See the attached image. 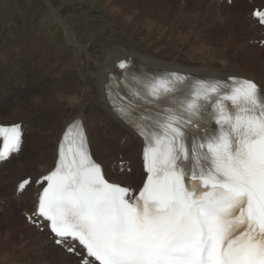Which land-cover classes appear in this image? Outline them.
Returning <instances> with one entry per match:
<instances>
[{
    "label": "snow or ice",
    "instance_id": "obj_1",
    "mask_svg": "<svg viewBox=\"0 0 264 264\" xmlns=\"http://www.w3.org/2000/svg\"><path fill=\"white\" fill-rule=\"evenodd\" d=\"M254 14L264 24V11ZM132 63L116 65L129 99L113 100L114 73L106 90L144 140L140 185L107 178L77 118L36 180L28 219L67 251L78 245L79 264H264V88L236 76H142ZM0 140L4 161L21 149L20 125H0Z\"/></svg>",
    "mask_w": 264,
    "mask_h": 264
},
{
    "label": "rangeland",
    "instance_id": "obj_2",
    "mask_svg": "<svg viewBox=\"0 0 264 264\" xmlns=\"http://www.w3.org/2000/svg\"><path fill=\"white\" fill-rule=\"evenodd\" d=\"M51 2L80 45L86 46L89 43L88 45L99 48L103 42H116L143 52L158 50L165 53L169 51L173 55L185 53L182 55L185 58L202 57L205 61L203 63L217 69L264 76V62L257 50L258 47H264V42H261L264 39V29L260 32L250 24H256L257 21L251 10L264 6V0ZM48 12L49 8L44 0H0V101L24 105L25 114L34 115L35 121L40 124L39 129L34 132L29 129L30 138L23 154L13 159L10 169H2L4 178L0 182L4 184L0 185V264H79V257L65 248L59 255H54L45 243V239L50 236L35 228L36 225L28 219L23 206L11 210L10 205L15 202L2 194V191L7 194L13 191V184L10 183H16L27 174L37 172L34 168H28L27 172L13 174L14 177L11 173L18 161L33 156L32 150L38 143L49 139L51 132L57 130L56 125L69 116L76 106L75 101L82 94L80 80L87 71L84 60L68 51L63 26L47 21L45 15ZM51 37L53 38L50 39ZM119 44L116 45L120 46ZM55 48H59L57 53ZM23 88L22 95L17 94ZM42 116L46 117L44 121L39 119ZM10 117L15 119L17 115L11 113ZM102 131L100 128V135ZM120 136H117L116 142ZM122 155L120 154V158H123ZM113 166L115 167V163ZM34 194L33 190L31 200L28 196V200L23 198L26 204L31 205V209L35 204ZM65 253L74 259L66 257Z\"/></svg>",
    "mask_w": 264,
    "mask_h": 264
},
{
    "label": "bare ground",
    "instance_id": "obj_3",
    "mask_svg": "<svg viewBox=\"0 0 264 264\" xmlns=\"http://www.w3.org/2000/svg\"><path fill=\"white\" fill-rule=\"evenodd\" d=\"M44 1L49 8V12L46 13V15H45L47 21H49V22L53 21L55 23L57 22L63 26L65 34H66L65 42H66V46H67L68 51L72 52V54L75 57L82 58L84 60L87 71L82 76V78L80 80L81 81V88L80 89H82V94H81L80 98L77 101H75L76 106L69 113V116L63 122L60 121L61 124L56 125L57 128H55V129H57V130H55L54 133H52L51 129H50L51 136L49 137V139L43 140L40 144L38 143L33 148L34 151L32 150L33 156L30 159L26 158L24 161H18L15 164L14 169L12 170L11 173H12V177H14L13 174H15L17 172H24V171L27 172L28 168H34L37 172H32L31 174H27L26 176L17 180L16 183H18L19 181H21L22 179H25L27 177H34V179H37L40 176H42L43 174H46L50 170V168L52 167V165L54 163V159H55V155H56V151H57V142H58V138H59V135H60L62 129L65 128L74 119L82 118V119H84V121L88 127V129L87 128L86 129H87L88 135L90 133L91 141H92L93 154L95 155L96 159L101 161L104 164V166L107 169L108 175L112 180H116L117 182L124 181V182H126V185H130L129 183H131V180L127 179L128 172L126 170V166L122 165V163L124 161L123 155H125L127 152L133 151L132 152V154H133L132 158L134 159V164H136L138 162L139 158H137V156L134 158V156H135L134 151L135 150L132 149V147H134L136 142H137V137L134 133V130L115 115V113L112 111L111 107L108 105V103L105 99L104 93H103V85H104V83L105 84L107 83L109 73L112 71V70H110V68L114 66L116 61L118 62L121 59L131 57L133 60V63L139 64L141 67L145 68L144 70H149L152 72H158V71L163 70V69H171V70H175V71H183V72H185L191 76H194V75L202 76V77L206 76L207 78H212V76L226 77L229 75H240V76L249 77V78H252V79L258 81L262 85V87L264 88V76H262L261 74H254V75L253 74H241L237 71L217 69V68L212 67L211 65L203 63L205 61L202 57L196 58L193 56V57H190L189 59H187L184 56H182L185 53H183L181 55H173L172 53H168L169 51L167 53H165V51L161 52L158 50H156L152 53L143 52V51H139L136 49L125 47L124 45H121V44L116 43V42H112V43L103 42L99 48H98V46L88 45L89 43H87L86 46L80 45V43L75 41L76 40L75 34L73 33V31H71L69 29L67 22L65 20H63L59 11L55 7H53L51 0H44ZM263 7L264 6H262L261 8H263ZM13 9L11 11H13ZM254 9H255V7L251 10L252 16H253V10ZM258 23L259 22L257 20L256 24L254 22H252L250 24L252 27L256 28L257 30H259L261 32L262 29H264V27L261 24L259 25ZM48 29H49V27H48ZM45 31H48V30H45ZM45 31H43V32H45ZM47 34H49V32ZM46 37H47V35H46ZM52 38L53 37H51L50 39H52ZM55 43H56V41H55ZM55 43H54V47H55ZM116 44H119L120 46H118ZM161 44H159V45H161ZM52 46H53V44L51 43V47ZM58 46L56 45V47H58ZM61 48H62V46H61ZM152 48H154V47H152ZM258 48L259 49H257V50L260 53V56L262 58V62H264V47H258ZM58 49H56L57 51L55 50L56 53L58 52ZM45 51H46V49H45ZM52 51H54V50H52ZM180 53H182V52H180ZM60 54H61V52H60ZM52 55H54V54H52ZM52 55H51V57H52ZM58 55L59 54H57V56ZM187 55H189V54H187ZM247 55H250V54H247ZM262 55H263V57H262ZM57 56H55V57H57ZM240 56H242V55H240ZM234 57H235V55H234ZM50 60H51V58H50ZM55 61H56V59H55ZM73 68H72V70H73ZM41 75H43V74H41ZM75 76H74V78L76 79ZM45 77H46V75H45ZM65 77H66V75H65ZM73 81H75V80H73ZM78 83H80V82L78 81ZM43 86H44V84H43ZM45 86H46V84H45ZM74 90H76V89H74ZM53 91H56V90H53ZM63 92H64V90H63ZM48 93L49 92H47V94ZM68 93H70V92H68ZM43 94H46V93L43 92ZM72 94L74 95L75 93H72ZM0 99H1V96H0ZM23 102L25 103V101H23ZM0 106L2 107V108H0V113L4 112V114L0 115V123L13 124V123H17V122H20L23 120V121H27L29 123V126L27 128L28 131L30 129L31 131L34 132L37 129H39L40 124L35 121L34 115L25 114V112L23 111L24 105H17L13 102L0 101ZM20 106H23V108ZM11 113H15L17 115V118H15V119L11 118L10 117ZM49 128H50V126H49ZM100 128L103 130L102 135H100V132H99ZM46 132H47V130H46ZM125 135H127V138L124 141L123 138ZM117 136H120L118 142H116ZM98 137H100V140H97ZM29 138H30V135L28 136V139ZM27 140H26V143L24 144L22 152L27 148V144L29 142V140H28V142H27ZM120 154H123L122 155L123 158H120ZM20 155L12 156V157H19ZM12 161L4 163L0 166V171H1L0 176L2 178H4L3 173H2L3 172L2 169L4 167H5V169L7 168L6 170L10 169ZM114 163H115V167L113 166ZM123 168H125V169L123 170ZM6 174H9V172H7ZM136 180H138V178H136ZM139 180L141 181L142 178H139ZM30 187L31 186H29L26 190H28ZM39 190H40V187H36V189H34V192L36 193ZM23 194H20V195L18 194L20 199H17V198H15L14 193H13V196H11V199L15 203L10 205L11 210L15 209L17 206H19V207L23 206L25 208V210L31 209V205L26 204L24 202L23 198L25 196H23ZM34 197H35V195H34ZM36 202H37V198L35 197L34 203L36 204ZM36 224L37 223H35V225ZM35 228L40 229V226H38V224H37V226ZM47 232L49 233L48 230H47ZM45 243L49 246V249L51 250V252L54 255H59L60 252L62 251V249L64 248V247H61L57 244L55 245L53 237H51V236L47 237L45 239ZM70 253L76 254L78 256L77 253H74V252H70ZM64 255L66 257L74 259L69 254L65 253ZM46 257H47V255H46ZM47 258H50V257H47Z\"/></svg>",
    "mask_w": 264,
    "mask_h": 264
}]
</instances>
